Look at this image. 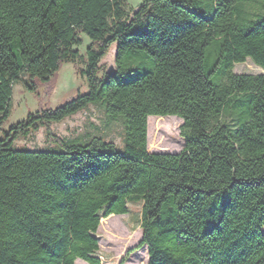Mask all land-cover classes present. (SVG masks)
<instances>
[{"label": "trees", "instance_id": "16d2710c", "mask_svg": "<svg viewBox=\"0 0 264 264\" xmlns=\"http://www.w3.org/2000/svg\"><path fill=\"white\" fill-rule=\"evenodd\" d=\"M81 35L87 91L2 129L14 83L51 89ZM247 59L263 72H233ZM89 105L121 119L120 149L51 131ZM166 115L183 148L150 152ZM41 128L53 148L14 146ZM128 202L141 238L118 264L143 246L146 264H264V0H0V264H101L100 221Z\"/></svg>", "mask_w": 264, "mask_h": 264}, {"label": "rangeland", "instance_id": "374dc122", "mask_svg": "<svg viewBox=\"0 0 264 264\" xmlns=\"http://www.w3.org/2000/svg\"><path fill=\"white\" fill-rule=\"evenodd\" d=\"M131 9H136L141 0H127ZM82 44L75 47L79 50L82 58L78 63H62L54 74L52 80L54 86L50 89L46 84L40 85L38 93H32L23 87L21 82H15L12 88L10 101V112L7 120L3 123L2 129L8 128L26 117L29 112L36 111L39 107L54 109L65 101L75 97L78 93L87 91V84L84 76L79 74V68L84 67L83 57L85 49L90 43L89 38L81 35ZM115 44H112L101 60L106 71H113ZM235 73H262L263 70L251 59L243 63H236L233 66ZM26 78V76L24 77ZM147 119V149L150 152L175 153L183 148V139L179 135L182 120L176 115H166ZM51 131L58 137L65 140H76L83 142L93 136L103 137L113 142L117 148L122 147V122L121 119H114L106 116L103 110L94 105H89L64 120L53 123ZM16 148L29 150H44L54 147L45 138L44 129L30 134L27 137L19 138L14 142ZM128 212L120 215H109L102 218L98 226L96 236L99 249L96 255L101 264H118L125 251L137 244L141 238V203L128 202ZM264 232V228H262ZM146 246L131 253L124 264H146ZM75 264H87L77 259Z\"/></svg>", "mask_w": 264, "mask_h": 264}, {"label": "bare ground", "instance_id": "6f19581e", "mask_svg": "<svg viewBox=\"0 0 264 264\" xmlns=\"http://www.w3.org/2000/svg\"><path fill=\"white\" fill-rule=\"evenodd\" d=\"M154 117H158L159 118L160 116H154ZM148 121H149V118H148ZM147 127H148V125H147Z\"/></svg>", "mask_w": 264, "mask_h": 264}]
</instances>
